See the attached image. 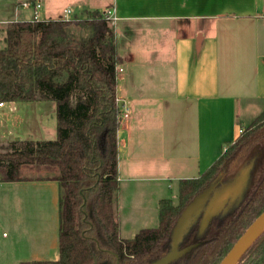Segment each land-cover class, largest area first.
<instances>
[{"label": "crops", "instance_id": "1", "mask_svg": "<svg viewBox=\"0 0 264 264\" xmlns=\"http://www.w3.org/2000/svg\"><path fill=\"white\" fill-rule=\"evenodd\" d=\"M75 4L76 13L111 10L117 17V96L121 111L129 110L118 133L116 215L123 237L151 227L160 201L179 192L180 180L210 168L264 108V0ZM11 107L17 110V102ZM28 177L0 182L2 201L10 210L17 199L12 211L25 245L28 234L59 243L60 184L52 176ZM13 248L14 240L1 247L0 264L24 261Z\"/></svg>", "mask_w": 264, "mask_h": 264}, {"label": "trees", "instance_id": "2", "mask_svg": "<svg viewBox=\"0 0 264 264\" xmlns=\"http://www.w3.org/2000/svg\"><path fill=\"white\" fill-rule=\"evenodd\" d=\"M81 13L10 21L0 48V102H56L55 139L12 140L0 151V182L30 179L22 170L34 166L52 172L61 187L59 259L20 264H148L168 252L171 230L188 203L219 173L234 175L236 161L264 143V110L201 176L180 180L177 202L160 201L157 227L121 237L117 32L102 11ZM263 210L264 184L257 197L250 190L233 215L214 219L203 244L171 264H219ZM238 264H264V232Z\"/></svg>", "mask_w": 264, "mask_h": 264}, {"label": "rangeland", "instance_id": "3", "mask_svg": "<svg viewBox=\"0 0 264 264\" xmlns=\"http://www.w3.org/2000/svg\"><path fill=\"white\" fill-rule=\"evenodd\" d=\"M39 2V19H59V18H72L71 15L65 14L66 8H75V0H0V48L6 46V26L10 21L18 20H33L34 7L33 4ZM31 5L30 7L24 4ZM78 14H82L81 10ZM114 24V22H113ZM264 108L259 112L261 113ZM53 115V116H52ZM56 102L53 100L43 101H18L17 110H13L11 103H6L4 108L0 107V151H5V146L8 140L18 139H35L46 140L55 139L57 136L56 129ZM255 159L257 162V173L255 176L254 184L251 188L253 197H257L261 192L264 184V143L257 145L251 154L244 160H237L235 166L238 168L243 162H248L250 159ZM23 168L22 175L32 177L50 176L52 172L45 168H36L34 166H26ZM179 192L174 188L172 192V199L177 202ZM15 196V195H14ZM10 210L8 208V201H2L0 194V249L8 241L14 240L15 254L23 253L24 261L26 260H58L60 257L59 243L49 242L43 243L35 240V236L27 235V245L23 239L19 237L18 231V216L16 217L12 211V204L16 206L17 199L10 202ZM28 225L34 223L32 216H27ZM59 221V217H58ZM151 227H157L159 224V211ZM32 228V227H31ZM136 229V228H135ZM29 231V230H28ZM139 231V230H137ZM212 233L219 234V230L212 229ZM4 233L8 238H4ZM136 232L123 231L124 238H133ZM25 245L26 249L23 248ZM21 246V248H19ZM14 257H9L7 261H14ZM12 264H15L12 262Z\"/></svg>", "mask_w": 264, "mask_h": 264}, {"label": "water", "instance_id": "4", "mask_svg": "<svg viewBox=\"0 0 264 264\" xmlns=\"http://www.w3.org/2000/svg\"><path fill=\"white\" fill-rule=\"evenodd\" d=\"M256 160L250 159L227 178L219 173L183 209L171 230L168 252L150 264H171L203 244L214 219L233 215L248 197L257 173ZM195 231L196 242L187 244ZM264 232V210L250 223L219 264H238Z\"/></svg>", "mask_w": 264, "mask_h": 264}, {"label": "built area", "instance_id": "5", "mask_svg": "<svg viewBox=\"0 0 264 264\" xmlns=\"http://www.w3.org/2000/svg\"><path fill=\"white\" fill-rule=\"evenodd\" d=\"M24 6H28L30 7L31 5L29 4H24ZM33 7H34V19H39V8H41V4L38 2V3H35L33 4ZM104 16L108 19H110L112 22L116 21L117 17L113 15L112 11L111 10H106V11H102ZM65 14L68 16V15H75L76 14V11L74 8H66L65 9ZM66 19H69V18H66ZM122 71V69L118 67V72L119 71ZM119 101V99H118ZM5 103L4 102H0V106H3ZM129 115V110L125 108L124 111H121V118H125V117H128ZM244 130V127H240L239 128V134L242 133Z\"/></svg>", "mask_w": 264, "mask_h": 264}, {"label": "flooded vegetation", "instance_id": "6", "mask_svg": "<svg viewBox=\"0 0 264 264\" xmlns=\"http://www.w3.org/2000/svg\"><path fill=\"white\" fill-rule=\"evenodd\" d=\"M194 242H196V240H195V234H194V237L192 238V240H191L190 242L186 243V245H187V244L194 243ZM166 253H167V252H166ZM166 253H165V254H166ZM165 254H164V255H165ZM161 257H162V256H161ZM159 258H160V257H159ZM156 259H158V258H156ZM153 260H155V259H153ZM153 260H152V261H153ZM152 261H151V262H152ZM151 262H150V263H151ZM150 263H148V264H150ZM103 264H113V263L104 262ZM115 264H119V261H116Z\"/></svg>", "mask_w": 264, "mask_h": 264}]
</instances>
